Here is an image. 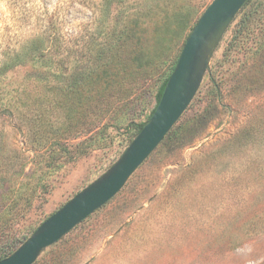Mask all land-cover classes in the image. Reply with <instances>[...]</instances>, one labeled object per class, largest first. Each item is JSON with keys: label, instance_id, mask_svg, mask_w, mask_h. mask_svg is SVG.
<instances>
[{"label": "rangeland", "instance_id": "obj_1", "mask_svg": "<svg viewBox=\"0 0 264 264\" xmlns=\"http://www.w3.org/2000/svg\"><path fill=\"white\" fill-rule=\"evenodd\" d=\"M211 1L0 0V192L38 154L29 130L48 103L62 100L47 111L53 124L72 116L63 104L75 103L65 96L71 76L124 66L136 85L129 117L143 122ZM155 3L171 9L152 15L134 72L135 21ZM234 19L179 122L181 139L160 143L110 201L34 264H264V46L247 51L260 28L239 44L264 19V0H250ZM107 132L111 142L63 167L11 235L28 239L116 161L130 134ZM39 169L27 164L25 172L37 177Z\"/></svg>", "mask_w": 264, "mask_h": 264}, {"label": "trees", "instance_id": "obj_2", "mask_svg": "<svg viewBox=\"0 0 264 264\" xmlns=\"http://www.w3.org/2000/svg\"><path fill=\"white\" fill-rule=\"evenodd\" d=\"M112 1L114 0H108L107 4ZM249 1L244 4L238 15L248 5ZM169 9L171 8L167 5L155 3L151 10H148L149 12H142L143 14L137 17L135 21L136 36H132L136 40L134 43L138 48V52L131 59L132 64H134L133 67L136 68L134 72L143 67L142 56H145L142 46L145 38L143 34L146 32L148 23L151 22L152 15H155L157 11L168 13L167 10ZM178 10L176 11L179 12ZM259 28L260 31H258ZM255 30L258 31L257 36L253 37L255 47L253 50L247 48L248 53L252 51L250 55L260 53L264 46V19L260 20L253 29L241 32L239 39L241 48L247 44L250 35ZM126 36L128 37V34ZM126 36L124 43L127 41ZM40 44L42 47V43ZM40 49L42 52L43 49ZM36 51H39L38 47ZM48 65L51 67L53 61H49ZM131 75L127 73L124 66H115L112 71L103 68L98 74L83 72L71 76L65 96L72 99L71 95H74L75 103L72 104L63 100V104H68L64 107L72 110V116L64 114L62 119L53 124L50 117H46L47 111L51 107L52 109L58 108L62 104V100H56V102L51 100L47 108L42 110L40 118L34 119L33 126L29 130V146L38 149L36 152L38 154L30 159L25 158L20 168L22 171L15 174L18 177L16 183L3 188L0 192V261L9 257L27 240V238L22 241L18 240L11 235V232L25 217L34 202L50 191L51 179L63 167L75 164L78 160L88 157L94 151L104 147L105 142H111L112 137L107 132L108 126L117 137L130 134V138L124 146L125 149L139 133L143 123L151 116L160 100L170 73L164 77L156 90L154 108L147 118L139 123H134L129 117L132 102L130 92L136 86L135 83H130ZM82 104L86 105V108L81 114ZM180 120L165 136L161 144L171 138L181 139ZM27 164H31L33 167L41 166V169L37 170L39 171L37 177H34L36 170H31L30 173L25 172Z\"/></svg>", "mask_w": 264, "mask_h": 264}, {"label": "water", "instance_id": "obj_3", "mask_svg": "<svg viewBox=\"0 0 264 264\" xmlns=\"http://www.w3.org/2000/svg\"><path fill=\"white\" fill-rule=\"evenodd\" d=\"M248 0H212L185 40L160 100L136 137L94 181L40 223L0 264H34L39 255L110 201L160 145L194 99L224 34Z\"/></svg>", "mask_w": 264, "mask_h": 264}]
</instances>
